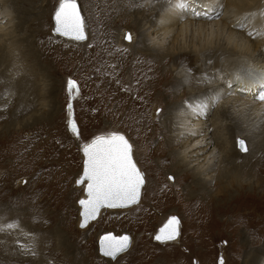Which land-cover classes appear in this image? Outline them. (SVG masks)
Returning <instances> with one entry per match:
<instances>
[{"label": "rangeland", "instance_id": "obj_1", "mask_svg": "<svg viewBox=\"0 0 264 264\" xmlns=\"http://www.w3.org/2000/svg\"><path fill=\"white\" fill-rule=\"evenodd\" d=\"M77 1L81 5L83 15L85 16L84 18L87 22L88 37L85 42H73L53 36V12L55 11L59 0H42L39 2L41 7L37 10L38 12L33 13L30 16L31 18L33 17L34 20L36 18L41 21L43 20L42 22L45 25L46 30V38L44 40H51L55 45L57 44V49L59 51L57 55H54L56 57L48 55L49 57L43 58L44 60L40 58L42 51L40 50L39 40H36L35 35L42 27V22L33 25V18L29 20V17L25 23V29H21V23L24 21V18L22 17L26 16V14H19L15 11L16 9H14V12L12 13V16L14 15L15 19L14 24L10 25L9 28L10 31L12 30L10 32L11 34L5 36V41L3 40L0 43V47H2L1 49L4 50L6 54L9 51V53L15 52L14 54L16 55V60L19 65L28 66L30 67V71L33 70L34 72L35 70V72L39 74V84L38 82L37 84H42L41 87L44 88L42 89L43 94L47 96V91L55 89L54 99L47 96L43 101L45 104H40L41 100H37L31 96L33 106L28 109L29 111L20 113V117L18 116L20 120L17 117L15 119H10L9 117L6 120L5 118H0V235L5 237L6 228H8L7 225L10 224L17 227V232L21 235H25V233H33L32 236L30 235L32 238L33 235L36 237L38 232L39 234H43L41 232H44L45 236L47 233H51L55 240L54 244L47 242V246V243H45V248L49 255L48 257H51L49 261H55L57 259V255H54L53 252L54 248L60 249V252L67 253L70 256H72V254L82 255L83 252L84 254L86 252L91 253V261H93L92 258H94V263L92 262L93 264H101L99 262H102L103 264H219L218 261L220 256L223 257V264H249L252 257L264 254V183L259 184V179L257 178L260 174L264 176V172H252L255 177L251 176L247 183L234 190L233 197L235 200L233 199L229 203L230 210L226 214L219 212V209H215L213 203L207 205L205 203L201 204L199 201L188 202L191 199L183 193L185 192L183 189L179 192L178 188V194H176V187L170 185V183L177 180L176 173L171 171L173 166L165 167L161 164L162 159L167 158L168 155L164 158L162 157L164 154H147L148 151L156 149L155 146L157 143L163 144V142H158L157 136H150L149 133L151 131L155 132L153 124L159 125L164 122L165 118L168 116L167 112L169 111L166 107L167 99L169 98L168 94L162 88L155 90V96L157 99L153 100L154 102L150 109V115L153 119L147 130L143 124L134 123L133 117L135 115L138 116L137 112L139 113V110H137L136 107L134 108L131 105L129 110L125 109L126 105H130V96L134 85L131 84L126 92V95L128 94V103L126 102L125 104L123 100H119V103L118 101L116 102L118 103V106H116L112 94H108L103 90L100 91L97 85L93 84L95 76L91 79L92 76L88 75L87 71L79 66L82 63L81 61L85 54V46L93 32V20L91 18L92 9L90 10L89 7H85V0ZM89 1L92 2L91 5L93 6L94 1L97 0H88V4ZM200 1L206 2L205 0ZM165 2L168 3L170 0H165ZM25 8H27V6H25ZM207 9V6L202 7L203 15H205L204 13L207 12ZM119 10L112 16L113 19L118 21L125 16L124 18H127V20H122L123 22L121 21L122 23L120 22V24H117L116 26H110L112 36L114 39H117V36L120 35V39L126 44L134 43L139 37L137 35V30L133 25L136 20H140L141 13L138 12L137 9L125 12L126 14L122 13L123 11L120 7ZM260 12L264 11H259L258 14ZM18 14L19 18L22 19L21 21L17 18ZM194 15L200 14L197 13ZM189 18L195 19L198 17L190 16ZM4 23H6V21L3 22V24ZM125 32L132 36L131 41L126 40ZM154 35V37L158 36L157 30L154 32ZM7 37L8 39H6ZM177 37L178 32L171 37L166 36L164 39L165 42L166 40L171 41L170 45L173 47L175 46L176 49V47L179 48V46L173 44H176ZM8 40L14 41L15 43L13 42V44ZM16 40L18 42L21 41L18 43ZM161 40L158 41V45H160ZM4 42L6 44H4ZM7 44H10V46ZM78 50L80 51L78 52ZM30 51L34 52L38 59H36L37 57L33 58L31 55L29 56L28 54L31 53ZM139 52L147 53L146 51L143 52L140 50ZM141 62L145 63L146 70H151V68L156 70L153 71L157 74V77L155 76L154 79L159 78L161 86H164L171 79L177 78L180 80L183 76L189 78L192 73V70L189 67H184L185 63L183 62L179 63L178 66V70L182 71L180 75L171 64H165L164 67H156L153 62H150L140 54V64H142ZM131 63H134L133 59L130 60L128 66ZM37 66L38 69L36 70ZM150 66L152 67L150 68ZM41 67L43 69H41ZM153 67H155V69ZM138 68L137 64H135L133 70H138ZM165 69L171 72L169 78L164 73ZM18 72H20V70H18ZM40 74H42V76ZM126 76L128 77L127 73L124 77ZM127 77L126 79H128ZM69 80L75 81L71 93L68 88ZM35 82L36 81H34V83ZM168 84L171 86L173 85L172 82ZM186 87L188 89L189 84H186ZM8 94L10 93L9 91L7 92L6 89L5 92H2L0 95V105ZM165 95L168 97L166 98ZM69 103L72 105L71 113H69L68 110ZM49 113L55 115L57 113L61 114L60 129L55 136L52 135L53 133L51 132L53 123L48 121L44 126L43 124L36 122L38 115L43 114V116L45 115L44 117H48L50 115ZM211 113L212 109L210 110L209 115ZM170 115L171 114L169 113V117ZM224 115L223 119H225L226 124L232 125L231 120L233 122L235 121L239 124V129L241 128L240 132H245H243L245 134L244 137H236L234 140L237 152L241 156L236 160L238 165L242 166L246 163V166L249 165L250 169L255 165L256 168L253 170H264V148L260 151V155L258 152L256 153L255 150L251 153V145H249V138L247 137L248 134L253 131V125H256L255 131L258 132L259 126L263 125L264 121L258 119L256 112L249 113L248 115L245 113V109L238 110L237 114L232 118L227 116V114ZM70 119L76 124V132H73L69 126ZM18 125H21V129L20 127L16 128ZM22 126L25 128L22 129ZM242 129L243 131H241ZM227 131L229 137L230 131L227 129L225 132ZM110 132H119L124 135L133 147V159L139 170L143 173L145 180L142 188L141 200L139 204L128 209L102 210L96 220L90 222L85 228H80V209L77 202L79 198L83 197V186H77L76 180L81 175L83 169L84 158L81 153V147L83 144L91 141L95 136L106 135ZM54 137L56 139H53ZM239 139L246 143V151L239 148ZM148 144L150 145V148L146 147ZM56 146H59L58 149ZM48 149L50 150L49 152H47ZM254 155L256 158L251 157ZM166 170H170L171 172L166 174ZM246 176L247 175L243 177ZM255 179H257L258 182L255 183ZM187 182L189 184L190 180H187ZM154 183H157L155 191L153 190ZM166 187L170 188H167L166 191ZM34 190L39 197L34 200L27 199L25 192H30L32 194ZM164 193L165 196H163ZM158 198L161 199H159L160 203L157 202ZM43 199L44 202L41 203V200ZM36 200L39 202L38 205H34ZM166 204V208H163ZM140 207L146 209L145 211L148 212L145 218V223H141L143 222L142 219L144 218V215L142 214L138 216L140 213L138 215L136 214L141 210ZM208 207H210V209ZM190 210H192L190 214L191 216H185V218L184 215ZM232 212L234 218L230 216ZM193 214H195V217L199 216L201 218L194 221L193 218H191L192 216L194 217ZM174 215L178 217L181 224L179 240H176L173 243H158L155 239L157 230L169 217ZM11 216L16 219L11 221ZM36 219L37 221H35ZM227 222H230V224ZM25 223L28 227H23ZM246 223H248V225H246ZM208 224L211 225V228H209ZM20 225L21 227L19 228ZM136 226H138L139 229H134ZM208 228L212 232V240L207 237L205 242L201 241L198 245H195L193 243L194 236H197L201 232L203 233V231H208ZM238 231L244 235H242V237H237L236 234ZM109 232H113L116 235L128 233L133 239L131 248L121 254L116 260L106 259L99 254L98 239L101 235ZM56 233H58V236ZM141 238H144L145 240L142 241L140 240ZM202 240H204V238H202ZM23 243L24 240L17 239L15 241L17 249L21 247ZM40 244L42 245L41 242ZM246 244L247 246L244 247ZM8 248L11 251L12 245L9 244ZM197 248H201V250H199L200 252L194 251ZM204 248L205 250H210L208 255L203 253ZM6 253L7 251L1 252L2 255L0 254V261L9 260L10 262H0V264L31 263V261L22 263L20 258L17 260L16 258L7 259ZM55 253L62 257L57 251ZM35 256V254H31V257L36 258ZM240 256L241 260L236 262L234 258H239ZM82 258L83 259L78 260L70 259L65 264H91L90 258L86 255H84V257L82 256Z\"/></svg>", "mask_w": 264, "mask_h": 264}, {"label": "bare ground", "instance_id": "obj_2", "mask_svg": "<svg viewBox=\"0 0 264 264\" xmlns=\"http://www.w3.org/2000/svg\"><path fill=\"white\" fill-rule=\"evenodd\" d=\"M41 1L42 0H0V43L3 40L5 41V36L11 34L10 32L12 30L10 31L9 28L10 25L14 24L15 18L14 15L12 16L14 9H16L15 11L19 14H26V16L22 17L24 21L21 23V29H25L26 21L29 17V20L33 18H31V14L38 12L37 10L41 7L39 2ZM205 1L206 2L200 0H186L188 7L180 9L175 7L177 0H170L168 3H166L165 0H97L94 1L93 6L91 5L92 2L89 1L88 4V0H85V7H89L90 10L92 9L91 18L93 20V32L85 46V54L79 66L83 67L88 75L92 76L91 79L95 76L93 84H96L100 91L103 90L108 94H112L115 103L117 101L119 103V100H123L125 104L126 102L128 103V94L126 95V92L131 84L134 85L131 91L130 105H126L125 109L129 110L131 105L134 108L136 107L139 113L137 112L138 116L135 115L133 117L134 123L143 124L147 130L153 119L150 115V109L153 105V100L157 99L155 90H159L160 88L165 90L169 96L166 104L169 111L167 112L168 116L165 118V121L159 125L153 124L155 132L151 131L149 133L150 136H157L158 142H163V144L157 143L155 146L156 149L148 151L147 154H164L162 156L164 158L168 155L167 158L162 159L161 164L165 167L173 166L171 171L176 173L178 181L176 180L170 183V185L176 187V194H178V190L181 192V189H183L185 191L183 193L191 199L188 202L199 201L201 204L205 203L207 205L213 203L215 209H219V212L226 214L230 210L229 203L234 199V190L247 183L251 176L255 177L252 172H264V170H253L256 168L255 165L252 169H250L249 165L246 166V163L242 166L238 165L236 160L241 156L237 152L234 140L236 137H244L245 132L243 129L241 131L244 133L240 132L241 128L239 129V124L235 121L233 122L231 120L233 127L230 124H226L225 119H223V116H225L224 114L232 118L237 114L238 110L245 109V113L248 115L249 113L256 112L258 119L264 121V101L258 98L260 95L259 93L264 91V89L259 86H252L251 79L246 75L242 81L236 79V73L241 69L264 72V12L258 14L259 11H264V0ZM25 6H27V8H25ZM203 6L208 7L207 12L204 13L206 15L205 17L195 19L189 18L190 14H192V16L197 13L203 15ZM119 7L123 11V14L134 9H137L138 12L141 13L140 20H136L133 25L139 37L134 43L126 44L120 39V35L117 36V39H114L112 36L110 26H116L120 24L122 20H127V18H124L125 16L118 21L113 19L112 16L119 10ZM19 14L17 18H19ZM19 20L21 21L22 19L19 18ZM5 21L6 23L3 24ZM33 21V25H36L43 20L41 21L38 18L34 20L33 18ZM156 30L158 31V36L154 37V32ZM176 32H178L177 42L173 45H177L179 48L176 47L175 49V46L173 47L170 45L171 41L166 40L165 42L164 37H171L173 34H176ZM35 36L36 40H39L40 50L42 51L40 58L43 59L49 56L56 57L54 55H57L59 51L57 49V44L55 45L51 40H44L46 38V30L43 22L42 27L36 32ZM6 39H8V37ZM159 40H161L160 45L157 44ZM9 42L13 43L14 41ZM4 44L6 43L4 42ZM7 45L10 46V44ZM1 48L2 47H0V95L2 92H5V89L7 92L9 91L10 94L3 99V103L0 105V118H5V120L9 117L10 119H15L16 117L18 118L20 113L29 111L28 109L33 106L31 96L37 100H41L40 104H45L43 101L47 96L54 99L55 89L47 91V96L43 94L42 89L44 88L41 87L42 84L38 85L39 74L35 72V70V73L33 70L30 71V67L28 66L19 65L16 60V55L14 54L15 52L9 53V51L6 54ZM139 50L143 52L146 51L147 53H140ZM79 51L80 50H78V52ZM30 52L31 53L28 54L29 56L31 55L33 58L37 57L34 52ZM140 54L150 62H153L156 67H164L165 64H171L172 67L178 71L179 75L182 71L178 70V66L179 63L183 62L185 63L184 67H189L192 73L189 78L183 76L180 80L177 78L171 79L168 83L172 82V86L168 83L161 86L159 78L154 79L157 74L153 71L156 70H153L151 68L152 66H150L151 70H146L145 63L141 62L142 64H140ZM36 59H38V57ZM132 59L134 63L128 66V63H130ZM135 64L139 67L138 70H133ZM153 68L155 69V67ZM37 69L38 66L36 70ZM41 69L43 68L41 67ZM18 70H20V72H18ZM126 73L128 74V77L126 76L128 79L124 77ZM164 73L168 78L171 75V72L166 69ZM40 75L42 76V74ZM34 81L36 82L34 83ZM186 84H189L188 89ZM168 96H166V98ZM74 99L77 100L76 98ZM118 103L115 105L118 106ZM200 103H207L208 107L205 112H194L188 107V104L197 105ZM211 109L212 113L209 115ZM169 113L171 114L170 117ZM44 116L43 114L38 115L36 122L43 125L48 121L53 123L51 132L53 133L52 135L55 136L60 129L61 114L57 113L55 115L51 113L48 117ZM20 126L18 125L16 128ZM227 126V129L230 131L229 137L227 134L228 131L225 132ZM252 127L253 131L247 136L249 138V145H251V153L255 150V152H258L260 155V151L264 148V124L259 126L258 132L255 131L256 125ZM23 128L25 127L22 126V129ZM53 139L56 138L54 137ZM146 147L150 148V145L148 144ZM49 151L48 149L47 152ZM255 155L251 157L256 158ZM171 171L166 170L165 173L169 174ZM245 175L247 176L243 177ZM257 178L259 179V184L264 183L263 175L260 174ZM187 180H190L189 184ZM254 182H258L257 179H255ZM156 185L157 183L153 185L154 191L156 190ZM167 188L169 189L170 187H166V191ZM25 196L27 199L32 200L39 197L35 190L32 194L30 192H25ZM163 196H165V193ZM83 197H85L84 191ZM159 199L160 198H158L157 202H159ZM42 202H44V199L41 200V203ZM38 204L39 202L36 200L34 205ZM166 206L167 204L163 206V208H166ZM78 207L81 210L79 205ZM208 208L210 209V207ZM145 210L146 209L141 208V210L136 213L137 215L140 213L138 216L144 215L142 219L143 222L141 223L146 222L145 218L148 212ZM191 212L192 210L188 211L184 217H190ZM193 215L194 217L192 216L191 218H193L194 221L201 218L197 215V217H195V214ZM230 216L234 218L233 212ZM15 219L16 218H13V216L10 218L11 221ZM35 221H37V219ZM227 223L230 224V222ZM246 225H248V223H246ZM208 226L211 228V225L208 224ZM20 227L21 225L19 228ZM23 227H28V225L25 223ZM209 228L208 231H203V233L201 232L197 236H194L193 243L195 245H198L201 241L205 242L207 237L212 240V232ZM6 229L5 237L0 235V254L2 251H7V259L16 258L17 260L20 258L22 263L31 261L30 264H65L70 259L78 260L83 259L82 256L84 257V255L88 258H90V255L92 256L91 253L87 252L85 254L83 252L82 255L72 254V256H70L67 253L60 252V249L54 248L53 252L54 255H57V259L55 261H49L51 257H48L49 255L45 248V243L49 242L54 244L55 240L51 233H47V235H49L45 236L44 232H41L43 234H39L37 231L36 237L33 235L32 238L31 236L33 233L21 235L17 232L18 228L15 226ZM134 229L137 230L139 227L136 226ZM159 229L156 235L159 233ZM56 235L58 236V233H56ZM236 235L237 237H242L244 234L238 231ZM202 238H204V240H202ZM17 239L24 240L23 245L18 249L15 245ZM140 240L144 241L145 239L141 238ZM9 244L12 245L11 251L8 248ZM246 246L247 244L244 247ZM199 250H201V248H197L194 251L200 252ZM56 251L60 253L62 257L55 253ZM209 252L210 250H205L204 248L203 253L208 255ZM31 254H35L36 258L31 257ZM92 259L93 261H91L90 258L91 264L94 263V258ZM234 260L239 262L241 256L239 258L235 257ZM0 262L9 263L10 261L1 260ZM99 263L103 264L102 262ZM260 263L264 264V254L260 256L255 255L249 262V264Z\"/></svg>", "mask_w": 264, "mask_h": 264}, {"label": "snow or ice", "instance_id": "obj_3", "mask_svg": "<svg viewBox=\"0 0 264 264\" xmlns=\"http://www.w3.org/2000/svg\"><path fill=\"white\" fill-rule=\"evenodd\" d=\"M175 7L184 9L188 7V4L186 0H177ZM54 19L57 33L76 40L86 38L84 20L76 0H59ZM126 39L131 40V35L129 34ZM245 75L251 79L252 86L264 89V72L241 69L237 71L236 79L242 81ZM74 85L75 81H68L70 93ZM258 98L264 101V91ZM188 107L194 112H205L208 105L207 103L188 104ZM68 110L71 113V103L68 105ZM69 126L73 132L77 131L76 124L71 119ZM238 143L242 150L246 151L245 142L239 140ZM83 156V175L77 183L87 185V198L79 200L84 221L94 217L102 206L122 207L137 201L144 177L133 160L132 145L124 135L119 132H110L95 136L89 143L83 145ZM177 223V218L172 217L165 229H161L162 234L157 235L156 239H173L177 234ZM11 226L8 225V227ZM128 243L129 237L126 235L116 238L109 234L101 239V251L106 256L114 257L118 252L123 251Z\"/></svg>", "mask_w": 264, "mask_h": 264}, {"label": "water", "instance_id": "obj_4", "mask_svg": "<svg viewBox=\"0 0 264 264\" xmlns=\"http://www.w3.org/2000/svg\"><path fill=\"white\" fill-rule=\"evenodd\" d=\"M76 2H77V5H78V7H79V10H80L81 16L83 17V20H84V31H85V37H86V38L83 39V40H76V39H73L72 37L64 36V35H62V34H60V33H57V32L55 31V19H54V12H55V11L53 12V31H52V33H53V36H55V37H57V38H61V39H65V40H70V41H73V42H80V43H83V42H85V41L87 40V37H88V35H87V22H86V19L84 18L85 16L83 15V12H82V10H81V7H80L79 2H78L77 0H76ZM58 4H59V2H58ZM58 4H57V6H58ZM124 34H125V38L129 35V33L126 34V32H125ZM123 36H124V35H123ZM131 37H132V36H131ZM126 40L131 41L132 39H131V40L126 39ZM239 140H241V139H239ZM239 140H238V141H239ZM89 142H90V141H89ZM89 142H87V143H89ZM129 143H130V142H129ZM130 144H131V143H130ZM83 145H84V144H83ZM83 145H82V147H81V153H82V155H83ZM238 146H239V148L242 150V148H241V146H240L239 143H238ZM245 147H246V150H247L246 143H245ZM243 151H245V150H243ZM132 153H133V147H132ZM132 157H133V155H132ZM83 158H84V156H83ZM133 160H134V159H133ZM83 162H84V161H83ZM137 167H138V166H137ZM138 169H139V168H138ZM82 175H83V169H82L81 175H80V176L77 178V180H76V185H77V186H84V190H83V191H84V195H85V197L79 198V200H80V199H85V198H87V192H86V187H87V185H86V183H80V184L77 183V181L80 180V178H81ZM144 183H145V180H144ZM144 183H143V185H144ZM143 185L141 186L140 194H139V197H138V199H137L136 202L131 203V204H127V205L122 206V207H108V206H102L101 208H99V210L97 211L96 215H95L94 217L90 218V219L87 220V221H84V219H83V217H82V215H81V213H82L83 210H82L81 206L79 205V200H78V205H79L80 208H81L80 213H79V215H80L79 227H80V228H85L86 226H88V224H89L90 222L96 220V219L99 217V215L101 214L102 210H105V209H110V210H114V209H128V208H130V207L136 206L137 204H139V202H140V200H141V194H142V188H143ZM172 217H176V218H177V221H178V223H177V225H176V228H177V234L175 235V237H174L173 239L157 240V239H156V236L162 234V233H161V229H165V226L168 225L169 220H170ZM82 224H83V226H81ZM166 231H167V229H166ZM180 232H181V224H180V221H179L178 217L174 215V216L169 217V218L167 219V221L161 226V228L159 229V233H158L157 235H155V239H156V241H157L158 243H162V244H165V243H171V242L173 243L174 241L179 240ZM109 234H111V236L116 237V238H119V237H122V236H125V235L129 237V243H128V246H127L123 251L118 252L114 257H113V256H106V255L101 251V239H102L103 237H105V236H108ZM132 244H133V239H132V236H131L130 234H128V233H123V234H121V235H116V234L113 233V232H109V233H105V234H103V235H101V236L99 237V239H98V250H99V254H100L101 256L106 257V258H110V259H112V260H116L121 254H123V253H125L126 251H128V250L131 248ZM223 261H224V260H223V257L220 256L218 263H219V264H223Z\"/></svg>", "mask_w": 264, "mask_h": 264}]
</instances>
